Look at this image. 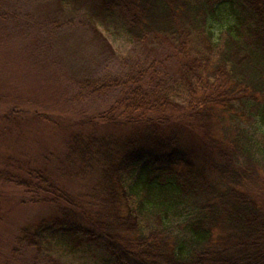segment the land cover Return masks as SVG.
Instances as JSON below:
<instances>
[{
  "label": "trees",
  "instance_id": "1",
  "mask_svg": "<svg viewBox=\"0 0 264 264\" xmlns=\"http://www.w3.org/2000/svg\"><path fill=\"white\" fill-rule=\"evenodd\" d=\"M75 6L46 28L89 34L104 61H119L111 74L79 80L71 99L112 97L66 142L69 173L98 175V202H81L46 169L0 166L1 185L55 212L20 230L13 252L49 250L64 238L71 253L98 248L99 264H264V0ZM225 12L229 23L217 28ZM115 14L137 44L121 60L97 25ZM182 209L184 233L172 240L166 220ZM148 218L157 227L146 233Z\"/></svg>",
  "mask_w": 264,
  "mask_h": 264
},
{
  "label": "rangeland",
  "instance_id": "2",
  "mask_svg": "<svg viewBox=\"0 0 264 264\" xmlns=\"http://www.w3.org/2000/svg\"><path fill=\"white\" fill-rule=\"evenodd\" d=\"M75 1L62 0L66 9L61 12L58 0H0V166L19 162L46 169L75 198L97 203L98 175L90 170L69 173L64 160L66 142L81 117H96L113 101L112 97L81 103L71 99L79 80L111 74L119 69V61H104L89 34L77 31L66 35L46 28L51 18H70ZM229 19L225 12L214 24L220 28L228 25ZM124 24L119 14L97 23L119 60L133 55L137 45ZM139 193L141 201L145 192ZM131 203L137 209V202ZM188 211L182 209L166 220L172 240L182 238ZM54 214L50 206L31 205L15 186L0 184V264H47L51 258L56 264H99L104 254L98 248L85 246L71 253L64 238L54 241L49 250L13 252L19 249L16 238L20 230L33 228ZM156 220H142L146 233L157 227Z\"/></svg>",
  "mask_w": 264,
  "mask_h": 264
}]
</instances>
